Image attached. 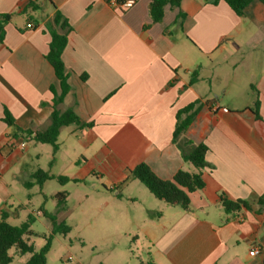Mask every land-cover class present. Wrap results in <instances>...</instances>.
<instances>
[{
    "label": "crops",
    "instance_id": "crops-1",
    "mask_svg": "<svg viewBox=\"0 0 264 264\" xmlns=\"http://www.w3.org/2000/svg\"><path fill=\"white\" fill-rule=\"evenodd\" d=\"M28 1L34 9H27ZM114 1L124 0H0V15L11 16L0 41V212L7 220L19 217L5 176L37 144L12 150L8 139H22L14 128L45 130L53 92L60 94L45 58L48 26L58 12L70 27L61 56L70 90L57 110L70 109L92 126L60 130L58 139L68 128L62 142L76 149V169L72 176L56 174L52 160L49 174L70 181L37 186L53 207L39 214H65L68 184L95 176L103 190L102 221L118 233L109 240L122 236L144 247L147 260L137 264H264L258 203L264 197V5L252 2L238 17L223 1L181 0L179 8L165 6L161 22L153 23L151 0H135L129 9ZM195 70L197 80L189 84ZM195 101L200 108L180 140L204 144L208 166L204 187L189 195L190 208L183 211L155 199L130 172L138 164L162 180L179 170L194 172L172 135L177 111ZM52 181L57 188L48 192ZM62 192L65 205L58 208L55 196ZM221 198L244 200L249 209L225 214ZM253 247L259 254L251 257Z\"/></svg>",
    "mask_w": 264,
    "mask_h": 264
},
{
    "label": "trees",
    "instance_id": "trees-1",
    "mask_svg": "<svg viewBox=\"0 0 264 264\" xmlns=\"http://www.w3.org/2000/svg\"><path fill=\"white\" fill-rule=\"evenodd\" d=\"M223 1L238 17L243 15L245 8L252 2H259L264 5V0H214L216 4ZM181 0H151L149 4V16L153 23L161 22L164 15L165 6L169 5L174 8H179ZM34 2L28 1L27 9H34ZM10 15H0V41L3 38V26L9 22ZM183 15L179 13L178 19ZM70 27L65 19L56 12L51 25L48 26V32L51 37L49 44V51L46 55V60L53 68L54 74L59 81L60 94L56 95L53 92L52 99V113L50 115V123L43 131L35 133L32 141L37 144H47L52 148V155L58 151V136L63 127L75 125L79 128H90L92 124H86L68 109L64 112H59L57 106L62 103L63 98L69 92L70 87L67 84V71L62 61V53L67 44V34ZM198 71L195 70L191 74L189 84L197 80ZM200 104L198 101L188 104L183 109L177 111L175 116V127L172 135V143L179 151L183 161L190 164L194 172H187L179 170L171 180H162L155 176V174L145 164H138L131 170V177L141 183L147 191L158 201L163 202L169 207L179 208L183 211H188L190 208L189 195L195 191L201 190L204 187L202 178V171L208 166L205 161V154L207 147L204 144H193L189 140H180V137L185 133L187 128L194 120ZM4 120L9 126H13V122L8 114L4 111ZM13 135L20 133L22 136L31 134V131H20L14 128ZM53 160V159H52ZM52 163V161H51ZM33 185L41 187L46 181L55 180L63 184L70 180L66 177L53 176L48 171L37 169L31 176ZM77 182V181H73ZM58 208L65 205L66 193L62 192L55 196ZM261 209H264V197L258 200ZM220 205L225 214H234L242 209H249V205L244 200H228L226 198L220 199ZM51 225L56 228L58 232L64 234L69 232L64 222L55 225L56 219L54 216L47 215ZM8 215L6 212H0V264H10L12 258L9 255V250L14 248L19 255H29L28 260L24 264H46V254L50 248V238L46 240L45 245L35 252L33 246L29 244L28 239L25 238L31 234L30 224L32 223L31 216L18 226L10 225L7 222ZM141 264H153L151 261Z\"/></svg>",
    "mask_w": 264,
    "mask_h": 264
},
{
    "label": "rangeland",
    "instance_id": "rangeland-1",
    "mask_svg": "<svg viewBox=\"0 0 264 264\" xmlns=\"http://www.w3.org/2000/svg\"><path fill=\"white\" fill-rule=\"evenodd\" d=\"M67 129L62 130L58 139L60 149L54 157L49 145L32 144L29 147L27 158L23 159V164L21 166L16 164L5 176L13 195L9 204L20 212L19 217H10L7 222L18 226L25 222L28 216H31V234L25 238L28 239L35 252H38L50 238L46 264H137L139 261H146L145 248L140 244L133 245L132 242L124 240L122 236H119L117 242L109 240L110 235L114 236L115 240L118 233L114 225L107 227L102 221L103 190L95 176H90L79 184H68L67 189L71 192L68 211L62 216H54L55 225L64 222L69 227L68 233L58 232L46 217L39 214L41 207L51 212L52 202L49 198L45 199L39 194V188L36 185L27 187L25 183L33 182L28 175L31 171L50 170L52 159L54 161L53 171L56 174L62 176L74 174L76 168L73 159L77 151L62 142ZM36 153L39 154L37 161L33 157ZM93 183H96L97 189L92 188ZM55 188H57L56 182H48V192ZM17 198H20L21 203L16 201ZM9 255L12 258L10 264H24L29 258V255H19L14 248L9 250Z\"/></svg>",
    "mask_w": 264,
    "mask_h": 264
},
{
    "label": "built area",
    "instance_id": "built-area-1",
    "mask_svg": "<svg viewBox=\"0 0 264 264\" xmlns=\"http://www.w3.org/2000/svg\"><path fill=\"white\" fill-rule=\"evenodd\" d=\"M113 4H115V6H117L119 9H129L131 7L134 6L135 4V0H124L123 2H113ZM28 27L30 28L31 25H28ZM211 110L213 112H216L218 110L217 106H212ZM223 112H226V109H223ZM35 136V132L31 133L30 135H25L22 137V139H14V138H9L8 139V143L7 145L9 146L10 149H17L19 151H25L27 148L28 143L33 139V137ZM259 254V249L256 247H253L250 251H249V256L253 257Z\"/></svg>",
    "mask_w": 264,
    "mask_h": 264
}]
</instances>
